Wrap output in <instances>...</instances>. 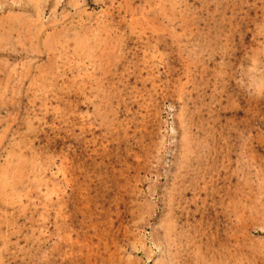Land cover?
I'll return each mask as SVG.
<instances>
[{
	"label": "rangeland",
	"instance_id": "obj_1",
	"mask_svg": "<svg viewBox=\"0 0 264 264\" xmlns=\"http://www.w3.org/2000/svg\"><path fill=\"white\" fill-rule=\"evenodd\" d=\"M207 263L264 264V0H0V264Z\"/></svg>",
	"mask_w": 264,
	"mask_h": 264
},
{
	"label": "bare ground",
	"instance_id": "obj_2",
	"mask_svg": "<svg viewBox=\"0 0 264 264\" xmlns=\"http://www.w3.org/2000/svg\"><path fill=\"white\" fill-rule=\"evenodd\" d=\"M201 253H202V252H201ZM211 253H212V252H211ZM203 254H204V253H203ZM204 255H205V254H204ZM210 255H211V254H210ZM210 255H209V256H210ZM198 256H199V255H198ZM201 257H202V256H201ZM203 262H204V261H203ZM210 262H211V261H210ZM210 262H209V263H210ZM207 264H208V263H207Z\"/></svg>",
	"mask_w": 264,
	"mask_h": 264
}]
</instances>
